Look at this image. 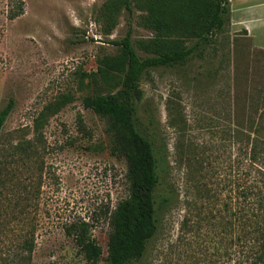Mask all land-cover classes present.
Masks as SVG:
<instances>
[{"label":"rangeland","instance_id":"1","mask_svg":"<svg viewBox=\"0 0 264 264\" xmlns=\"http://www.w3.org/2000/svg\"><path fill=\"white\" fill-rule=\"evenodd\" d=\"M0 0V264H109L110 216L142 178L112 153L107 123L82 101L114 89L95 76L111 44L132 26L153 34L135 4L116 22L112 0ZM226 1L222 31L188 63L148 70L137 103L139 127L166 160L156 191L159 230L132 264H255L259 196L264 198V11ZM234 5V7H233ZM238 5V4H237ZM194 46L196 40H188ZM244 192L249 197L244 198ZM187 218V224L184 225ZM103 250L89 261L81 225ZM31 245L33 251L31 254Z\"/></svg>","mask_w":264,"mask_h":264},{"label":"trees","instance_id":"2","mask_svg":"<svg viewBox=\"0 0 264 264\" xmlns=\"http://www.w3.org/2000/svg\"><path fill=\"white\" fill-rule=\"evenodd\" d=\"M20 0L17 12L10 15L14 20L23 15ZM144 12L143 25L153 37L139 44L148 56L141 57L132 41L129 22L126 36L111 42L120 48L116 58L101 62L98 73L104 84L109 85L114 74H123L120 83L111 90H102L83 99L86 110L93 111L107 123L111 136L112 153L126 161L129 177L142 178L143 194H133L122 201L110 216L108 241L109 264H132L140 261L148 243L159 230L158 211L170 199L165 197L159 204L156 191L164 174L166 160L160 148L139 127L137 103L142 99L140 82L144 74L154 68L183 66L198 53L201 46L212 42L223 29L225 18L230 14L224 0H112L105 4V17L116 22L125 9L132 16V6ZM196 40L187 46L188 40ZM13 109L10 102L0 111V133ZM244 198L249 192H244ZM257 220L253 233L258 235L255 264H264V198L259 196ZM187 218L184 225L187 224ZM87 224L81 225L76 236L89 261H97L103 250L87 235ZM33 246L31 245V254Z\"/></svg>","mask_w":264,"mask_h":264},{"label":"crops","instance_id":"3","mask_svg":"<svg viewBox=\"0 0 264 264\" xmlns=\"http://www.w3.org/2000/svg\"><path fill=\"white\" fill-rule=\"evenodd\" d=\"M246 1H250V0H233V2H235V7H238V8L242 7V9H248L250 7V5L246 3ZM255 1L257 2L256 5H258V6H254L257 8L256 10L257 13L263 12L264 11V0H255Z\"/></svg>","mask_w":264,"mask_h":264}]
</instances>
